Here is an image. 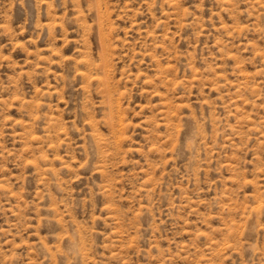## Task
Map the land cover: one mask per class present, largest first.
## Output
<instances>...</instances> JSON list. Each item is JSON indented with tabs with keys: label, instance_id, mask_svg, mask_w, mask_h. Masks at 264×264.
<instances>
[{
	"label": "rangeland",
	"instance_id": "rangeland-1",
	"mask_svg": "<svg viewBox=\"0 0 264 264\" xmlns=\"http://www.w3.org/2000/svg\"><path fill=\"white\" fill-rule=\"evenodd\" d=\"M0 264H264V0H0Z\"/></svg>",
	"mask_w": 264,
	"mask_h": 264
}]
</instances>
